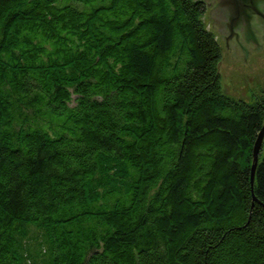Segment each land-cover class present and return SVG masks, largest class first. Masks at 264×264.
<instances>
[{
	"label": "trees",
	"instance_id": "1",
	"mask_svg": "<svg viewBox=\"0 0 264 264\" xmlns=\"http://www.w3.org/2000/svg\"><path fill=\"white\" fill-rule=\"evenodd\" d=\"M205 11L0 0V264H264V94Z\"/></svg>",
	"mask_w": 264,
	"mask_h": 264
},
{
	"label": "water",
	"instance_id": "2",
	"mask_svg": "<svg viewBox=\"0 0 264 264\" xmlns=\"http://www.w3.org/2000/svg\"><path fill=\"white\" fill-rule=\"evenodd\" d=\"M204 24L222 52L218 61L223 91L250 102L252 84L264 87V0H204ZM264 139V124L254 145L252 179Z\"/></svg>",
	"mask_w": 264,
	"mask_h": 264
},
{
	"label": "rangeland",
	"instance_id": "3",
	"mask_svg": "<svg viewBox=\"0 0 264 264\" xmlns=\"http://www.w3.org/2000/svg\"><path fill=\"white\" fill-rule=\"evenodd\" d=\"M209 27V26H208ZM250 102L254 101L259 95L264 94V87L261 84H252L249 88Z\"/></svg>",
	"mask_w": 264,
	"mask_h": 264
},
{
	"label": "flooded vegetation",
	"instance_id": "4",
	"mask_svg": "<svg viewBox=\"0 0 264 264\" xmlns=\"http://www.w3.org/2000/svg\"><path fill=\"white\" fill-rule=\"evenodd\" d=\"M204 3H205V6H206V10H207V4H206V2L204 1V0H202ZM205 13H206V11H205ZM205 13H204V15H205ZM209 29H210V27H209ZM214 33V32H213Z\"/></svg>",
	"mask_w": 264,
	"mask_h": 264
}]
</instances>
